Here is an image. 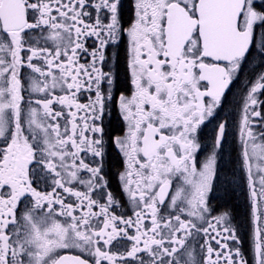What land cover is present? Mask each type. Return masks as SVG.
<instances>
[{
    "label": "snow or ice",
    "instance_id": "obj_1",
    "mask_svg": "<svg viewBox=\"0 0 264 264\" xmlns=\"http://www.w3.org/2000/svg\"><path fill=\"white\" fill-rule=\"evenodd\" d=\"M262 97L264 0H0V264H264Z\"/></svg>",
    "mask_w": 264,
    "mask_h": 264
},
{
    "label": "flooded vegetation",
    "instance_id": "obj_2",
    "mask_svg": "<svg viewBox=\"0 0 264 264\" xmlns=\"http://www.w3.org/2000/svg\"><path fill=\"white\" fill-rule=\"evenodd\" d=\"M238 104H239V89L238 87H234L232 93L229 94V103L225 111L222 112L221 115L222 116L227 115L229 121L231 122V120L234 119L235 117L236 108ZM209 127H211V125ZM237 204L239 205V207L237 209V212L235 213V218L233 220V223L237 226L238 234L245 241V247H247L248 224L245 215L244 201L239 200L237 201Z\"/></svg>",
    "mask_w": 264,
    "mask_h": 264
}]
</instances>
